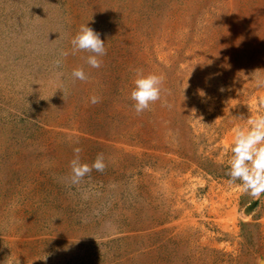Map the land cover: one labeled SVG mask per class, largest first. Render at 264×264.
<instances>
[{
  "label": "rangeland",
  "instance_id": "rangeland-1",
  "mask_svg": "<svg viewBox=\"0 0 264 264\" xmlns=\"http://www.w3.org/2000/svg\"><path fill=\"white\" fill-rule=\"evenodd\" d=\"M136 69L164 78L139 115ZM261 79L264 0H0V264H260L264 194L226 173ZM75 147L107 166L71 185Z\"/></svg>",
  "mask_w": 264,
  "mask_h": 264
},
{
  "label": "clouds",
  "instance_id": "clouds-1",
  "mask_svg": "<svg viewBox=\"0 0 264 264\" xmlns=\"http://www.w3.org/2000/svg\"><path fill=\"white\" fill-rule=\"evenodd\" d=\"M71 54L84 51L89 53L84 57L85 63L92 68H100L102 60L100 57L106 55L105 43L100 39L99 33L82 24L78 32L70 40ZM69 55L68 51H62L61 56ZM61 60L54 61V67L59 68ZM192 71V70H191ZM58 76L60 73L57 74ZM71 76L74 80L87 81L89 76L82 67L72 70ZM163 76L155 73L145 74L142 70H135L133 88L130 91V99L134 101L133 108L136 114H141L150 109V106L161 99ZM257 83L264 86V79ZM90 103L97 104L101 98L92 95ZM202 119V118H201ZM80 147L73 148L74 158L70 161V175L68 177L71 185H76L89 175L93 169L103 172L106 168L103 153L97 154L91 165L82 163L80 159ZM232 156L229 160V170L226 175L229 183L236 184L239 181L241 192L250 194L259 199L264 194V115L248 120L246 127H236L233 130L231 144ZM264 264V261L260 262Z\"/></svg>",
  "mask_w": 264,
  "mask_h": 264
}]
</instances>
